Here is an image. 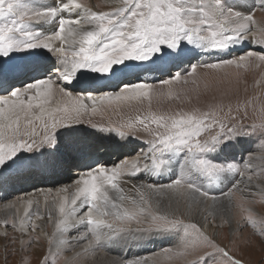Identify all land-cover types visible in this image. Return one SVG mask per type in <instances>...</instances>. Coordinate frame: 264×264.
Segmentation results:
<instances>
[{
  "label": "snow or ice",
  "instance_id": "1",
  "mask_svg": "<svg viewBox=\"0 0 264 264\" xmlns=\"http://www.w3.org/2000/svg\"><path fill=\"white\" fill-rule=\"evenodd\" d=\"M101 2L108 10H94L85 0H0V73L11 74V82L0 78V171L33 159L25 153L43 154L44 147L57 145L59 129L108 108L143 109V115L119 127L91 119L86 123L124 140L143 134L147 145L135 158L84 167L71 185L56 189L55 197L49 189L43 211L36 198L0 204L5 258L9 250L23 252L43 237L48 248L40 264H57L67 252L71 255L64 256L63 264H245L217 243L208 224L209 218L214 225L219 220L215 226L231 230L236 207L242 214L237 230L248 226L264 241V217L251 207L253 197L264 198V186L254 183L264 178V107L245 124L247 113L232 115L231 106L221 116L222 103L188 111L162 105L166 100L183 103L190 91L199 98L198 88L186 87L197 83L198 69L264 65V51L252 50L191 63L199 56L227 54L246 41L264 49V25L255 19L257 9L264 12V0ZM41 50L55 56V66L41 59ZM157 62L169 66L168 78L158 84L139 75L127 79L135 69ZM184 63L189 67L179 70ZM172 68L178 70L173 74ZM76 84L87 95L66 90ZM54 86L67 97L56 107L51 106ZM204 87L207 91L210 85ZM253 138L256 151L246 159H216L233 143ZM165 175L166 183L141 181L124 188L133 177ZM225 181L231 186L219 197L210 191ZM45 224L52 225L50 235ZM170 235L179 239L162 250L163 260L160 254L152 260L109 258L120 245L152 243L157 236ZM241 243L247 246L248 241L235 242L237 249Z\"/></svg>",
  "mask_w": 264,
  "mask_h": 264
},
{
  "label": "rangeland",
  "instance_id": "2",
  "mask_svg": "<svg viewBox=\"0 0 264 264\" xmlns=\"http://www.w3.org/2000/svg\"><path fill=\"white\" fill-rule=\"evenodd\" d=\"M40 2L49 3L50 0H40ZM85 2L93 7L94 10H108L102 4L101 0H85ZM255 19L258 24L264 25V12L257 9L255 11ZM249 50L257 52L264 51L260 46L246 41L243 45L230 50L227 54H214L209 56V58L211 59L214 56L210 60L212 61L237 57ZM40 57L51 66H55L56 61L54 60L55 56L53 54L41 50ZM193 62L194 60H191V63ZM150 66L153 67L152 71L150 70ZM182 66L186 69L189 67V64L184 63ZM160 68V62L154 65H144L143 67L135 69L127 79L134 81L136 75H139L143 80L141 75L146 72H157ZM168 69L169 67L162 71L159 78L153 80L152 83L158 84L159 80L168 78ZM172 70L178 69L172 68ZM10 77V73H0V78L8 79L11 82ZM195 79L197 80L196 84L190 83L186 87L188 89L198 88L200 92L199 98H197L195 92L190 91L189 98L185 99L183 103L176 100H166L163 102L162 107L172 111H175L177 108H183L185 111H188L193 107L206 109L209 104L222 103L224 105V112L221 113V116L227 113L229 106H231L232 115L243 117L245 112L247 113V119L244 120L245 124L251 123L258 114V109L264 107V65L247 69L226 67L222 70H212L201 68L198 69V76ZM205 83L210 85L207 91H205ZM67 87L66 90L71 92L69 87ZM58 104H60L59 100L53 98L51 106L56 107ZM153 107L155 109V104ZM238 107L239 112H237ZM144 108H146V105ZM117 112L119 114L114 117L115 120L111 123H107L98 117L85 115L83 117V121L85 122L76 124L72 128H61L58 130L57 145L55 147H44L42 149L43 154L25 153V156L32 155L33 159L23 160L22 163H18L14 168H5L0 171V204L14 201L17 197L36 198L40 200L41 210L43 211L44 193L50 189L51 196L55 197L57 195L56 189L71 185L84 167L91 166L95 168L97 163L100 162L101 164L112 166L126 158H135L142 150H146L147 145L143 143L146 137L143 134L124 140L115 132H100L91 128L86 123L87 120L91 119L105 127H119L129 119H134L136 115H143V109L138 112L135 108H126L121 113L120 111ZM225 122L228 123L230 121L226 120ZM231 122L234 123L235 121ZM256 147L255 138L240 143H233L224 153L219 154L216 159L220 162H239L241 156L246 159L249 153L256 151ZM104 157H107L109 161H100ZM168 179V176H164L163 178L141 176L139 179L133 177L129 183L124 185V188H131L132 183H139L141 181L166 183ZM254 183L264 186V178L254 180ZM230 186L225 181L224 183L212 186L213 190L211 192L219 197L220 193L227 191V188ZM252 199L255 202L251 207L258 217H264V198L255 196ZM233 200L234 203H238V194ZM232 211L233 222L231 230L228 225L222 227L216 226L213 232L215 234V240L220 245L230 249L237 258L244 260L245 264H264V241L258 235L253 234V230L248 226L237 230V222L240 221L242 214L239 208L236 207ZM0 214H3L2 210H0ZM209 221L212 223L211 218H209ZM219 224L220 221L217 220L216 225ZM8 232L9 236L13 235L10 228ZM178 239L179 237L177 235L166 237L157 236L152 243L120 245L109 254V257L116 259L143 257L152 260L156 258L157 254H160L161 260H163L162 250L168 247H174ZM244 239L248 241L247 246L241 243L239 249H237L235 242ZM4 243V238L0 236V264H23L25 261L27 264H40V260L46 254L48 248V244L46 243L44 245L43 241L40 240L38 244L33 243L23 252L19 250L12 252L9 250V254L5 258ZM16 248L19 249V244L16 245ZM100 254L103 255V253ZM65 255L69 256L71 252H67L57 258V264H63ZM175 264H182V262L177 260Z\"/></svg>",
  "mask_w": 264,
  "mask_h": 264
},
{
  "label": "bare ground",
  "instance_id": "3",
  "mask_svg": "<svg viewBox=\"0 0 264 264\" xmlns=\"http://www.w3.org/2000/svg\"><path fill=\"white\" fill-rule=\"evenodd\" d=\"M214 56H212L211 57V59L213 58ZM193 63H195V61L193 62ZM180 70V69H179ZM176 70H172L171 72L174 74V72H175ZM68 87H69V89L71 90V92H72V94H73V96H75V95H77V94H83V95H87V92H85L84 91V89L81 87V85H78V84H76V85H68ZM67 87V88H68ZM54 91L56 92V95H54V97L53 98H55V99H58L59 100V102H60V104H63V102L65 101V100H67V97H64V96H62L61 94H59V92H58V88H55V86H54ZM75 92H78V93H75ZM1 94V93H0ZM126 109V108H125ZM125 109H123V110H125ZM123 110H119L120 111V113L123 111ZM119 113L117 112V110H114V109H112V108H108V109H104V110H102V111H100V112H98L95 116H92V115H90V116H92V117H98V118H100L101 120H105L107 123H111V122H113V120H115L114 119V117L116 116V115H118ZM100 161H103V162H108L109 160L107 159V157H104L103 159H101ZM101 163V162H100ZM165 176H167V175H165ZM131 185V184H130ZM129 186V185H128ZM128 189H130V187H126V191L128 190ZM72 189H70V191H71ZM217 224V221L215 222V225ZM214 224H213V222L212 223H210V221H209V224H208V231H209V234L210 235H212V233L215 231V229H216V226H215ZM52 225L51 224H45V227H44V231L45 232H47L49 235L51 234V232H52ZM39 234V233H38ZM40 240H42L43 241V244L45 245L46 243H47V240L45 239V238H43V237H41V239ZM101 256H102V254H100ZM70 256V255H69ZM109 258H112V257H109Z\"/></svg>",
  "mask_w": 264,
  "mask_h": 264
}]
</instances>
